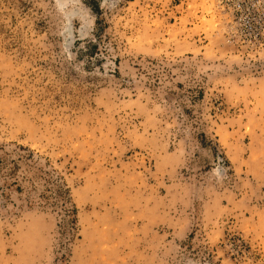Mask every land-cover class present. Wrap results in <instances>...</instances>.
<instances>
[{"label":"rangeland","instance_id":"1","mask_svg":"<svg viewBox=\"0 0 264 264\" xmlns=\"http://www.w3.org/2000/svg\"><path fill=\"white\" fill-rule=\"evenodd\" d=\"M0 264H264V0H0Z\"/></svg>","mask_w":264,"mask_h":264}]
</instances>
